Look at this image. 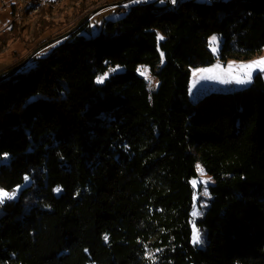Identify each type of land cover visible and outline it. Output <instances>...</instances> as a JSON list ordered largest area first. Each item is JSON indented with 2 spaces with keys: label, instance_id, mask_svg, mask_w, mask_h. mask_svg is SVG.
I'll list each match as a JSON object with an SVG mask.
<instances>
[{
  "label": "trees",
  "instance_id": "1",
  "mask_svg": "<svg viewBox=\"0 0 264 264\" xmlns=\"http://www.w3.org/2000/svg\"><path fill=\"white\" fill-rule=\"evenodd\" d=\"M121 14L0 78V264H264V78L188 96L190 68L264 50V0Z\"/></svg>",
  "mask_w": 264,
  "mask_h": 264
},
{
  "label": "rangeland",
  "instance_id": "2",
  "mask_svg": "<svg viewBox=\"0 0 264 264\" xmlns=\"http://www.w3.org/2000/svg\"><path fill=\"white\" fill-rule=\"evenodd\" d=\"M118 1L65 0L56 9L49 10L44 19H40L39 15L29 16L24 14V19L20 22L21 27H23L20 37L8 44L7 47L0 49V74L17 66L21 68L26 64L30 65V60L34 55L36 57L47 56L53 48L64 42L67 35L77 29L87 19H89L90 28L83 29L80 34L87 38L97 36L104 20L121 18L122 14L117 13L119 8L123 6L129 7V4L137 2V0H130L120 4ZM156 1L163 3L161 0H139L136 4H148ZM2 7L3 3L0 0V33L9 27L8 24L11 21V9L8 8L3 11ZM215 37L217 38L215 54L209 47L211 37L208 39V48L214 55H217L221 40L217 36ZM261 58H264V50L252 56L249 60L230 59L226 62L217 60L212 65L190 68L189 99L195 102L209 92H232L243 89L250 84L252 78L258 73H261L264 78V72L256 69L252 72L250 81L245 83L236 82L238 78H244L243 73L240 71L241 65L250 64ZM144 69L147 70V79L144 75H141ZM138 74L145 78L150 85H155V81L147 67H140ZM199 168L201 169L200 166ZM201 180L206 181V183H201ZM195 182L196 185L200 186L198 196L205 197L204 187L207 184H211V182L204 171L203 175H201L198 167Z\"/></svg>",
  "mask_w": 264,
  "mask_h": 264
},
{
  "label": "snow or ice",
  "instance_id": "3",
  "mask_svg": "<svg viewBox=\"0 0 264 264\" xmlns=\"http://www.w3.org/2000/svg\"><path fill=\"white\" fill-rule=\"evenodd\" d=\"M137 2H139V0H137ZM161 2H163V0H161ZM173 3L176 2V0H172ZM216 44H217V38L215 36L211 37L210 40H209V47L210 49L213 51V53L215 54L216 52ZM256 69H259L261 72H264V58H261L260 60H257V61H254L250 64H247V65H241L240 66V71L243 73V79H237V83H245V82H248L250 81L251 79V76H252V72ZM211 71V70H209ZM106 75V74H105ZM141 75H144L145 78L147 79V70L144 69L142 72H141ZM103 79L104 77H101L97 80V83H102L103 82ZM198 167V170L200 171L201 175H203V169H200L199 166ZM27 177H25V180L27 181ZM201 183H206V181H203L201 180L200 181ZM193 187H196V182L194 181L193 182ZM57 191H59V189H57ZM15 195H16V192L13 191L11 193L3 190V189H0V204H3L5 202V200H10V199H14L15 198ZM204 195H207V192L205 191L204 192ZM200 213L199 211L196 209V207L194 206L193 208V212H192V215L193 217H196L198 216ZM105 239H107V237H105ZM201 242V237H200V234L198 232L197 229H193V243L194 244H199Z\"/></svg>",
  "mask_w": 264,
  "mask_h": 264
},
{
  "label": "bare ground",
  "instance_id": "4",
  "mask_svg": "<svg viewBox=\"0 0 264 264\" xmlns=\"http://www.w3.org/2000/svg\"><path fill=\"white\" fill-rule=\"evenodd\" d=\"M65 0H58L53 5H50L48 7L47 0H40L39 3L36 4L34 1L30 0H23V6H19L18 8H15L16 10V18L14 20H11L8 25H11L12 22L20 23L24 19V14L29 16H37L40 15L43 10L49 11L56 9L60 5L64 3ZM180 0H176L175 3H171L172 5H175ZM123 10H119V14L124 12Z\"/></svg>",
  "mask_w": 264,
  "mask_h": 264
},
{
  "label": "built area",
  "instance_id": "5",
  "mask_svg": "<svg viewBox=\"0 0 264 264\" xmlns=\"http://www.w3.org/2000/svg\"><path fill=\"white\" fill-rule=\"evenodd\" d=\"M30 1H34L36 2V4L40 2V0H30ZM56 1L58 0H47L48 7L50 5H53ZM168 1L173 3L172 0H168ZM2 3H3V7H2L3 11L7 10L8 8L11 9V7L13 6L15 8H18L19 6H23V0H2ZM119 10H123V7H120Z\"/></svg>",
  "mask_w": 264,
  "mask_h": 264
},
{
  "label": "water",
  "instance_id": "6",
  "mask_svg": "<svg viewBox=\"0 0 264 264\" xmlns=\"http://www.w3.org/2000/svg\"><path fill=\"white\" fill-rule=\"evenodd\" d=\"M74 31V30H73ZM72 31V32H73ZM19 68V66L12 68L11 70L5 71L4 73L0 74V78L6 76L7 74L16 71Z\"/></svg>",
  "mask_w": 264,
  "mask_h": 264
},
{
  "label": "crops",
  "instance_id": "7",
  "mask_svg": "<svg viewBox=\"0 0 264 264\" xmlns=\"http://www.w3.org/2000/svg\"><path fill=\"white\" fill-rule=\"evenodd\" d=\"M127 1H130V0H119L118 1V3H125V2H127ZM165 0H163V2H164ZM134 3V2H133ZM135 3H137V2H135ZM130 6L132 5V3L131 4H129ZM125 7V9L127 8V6H124ZM119 11V10H118ZM117 11V13L119 14V12ZM82 23H84V22H82ZM89 28H90V26H89Z\"/></svg>",
  "mask_w": 264,
  "mask_h": 264
}]
</instances>
